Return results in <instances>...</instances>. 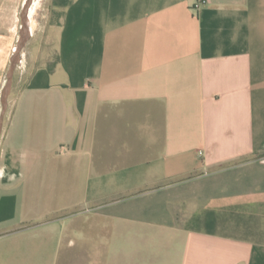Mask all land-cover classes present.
Returning <instances> with one entry per match:
<instances>
[{
    "label": "crops",
    "instance_id": "1",
    "mask_svg": "<svg viewBox=\"0 0 264 264\" xmlns=\"http://www.w3.org/2000/svg\"><path fill=\"white\" fill-rule=\"evenodd\" d=\"M30 3L0 264H264V0Z\"/></svg>",
    "mask_w": 264,
    "mask_h": 264
},
{
    "label": "rangeland",
    "instance_id": "2",
    "mask_svg": "<svg viewBox=\"0 0 264 264\" xmlns=\"http://www.w3.org/2000/svg\"><path fill=\"white\" fill-rule=\"evenodd\" d=\"M29 1L31 2L30 3L31 4L30 5L31 6L30 16L32 15L33 19L35 20L40 16L41 6L39 3V0H29ZM13 2L11 6L12 8H13ZM16 2L17 3L14 6V11L12 9L11 10L12 12H6L5 14L6 15L5 17L7 18V23L9 22L11 16L12 18L14 17V19H12L11 22L17 26L16 33L10 34V37H9L10 39L4 38L3 40H7V42L0 44V98H1V92L6 83V77H7V73H8L9 66H10V59L13 56L14 50L18 47V44L20 41V29H21V17L20 16L23 11V8L25 7V5H27L28 0H16ZM7 6L10 7L8 3H7ZM31 22H32V19H31ZM24 48H25V44L21 50V56H22V53L24 52ZM9 96H8V99H10ZM0 113H1V104H0ZM8 116H9V110L7 106L5 114H4L1 135L4 129L5 121ZM71 242H72V238L69 240L67 238L60 264H72L73 263L74 252L69 249V247H72Z\"/></svg>",
    "mask_w": 264,
    "mask_h": 264
},
{
    "label": "water",
    "instance_id": "3",
    "mask_svg": "<svg viewBox=\"0 0 264 264\" xmlns=\"http://www.w3.org/2000/svg\"><path fill=\"white\" fill-rule=\"evenodd\" d=\"M27 10H28V3L23 8L21 13V30H20V41L18 47L14 50L13 56L10 59V66L6 77L5 86L1 92L0 104H1V113H0V138H1V131L2 125L4 120V114L7 107V99L10 93L11 82L13 78V74L16 68L17 63L19 62L21 56V50L26 42L28 36V28H27Z\"/></svg>",
    "mask_w": 264,
    "mask_h": 264
}]
</instances>
